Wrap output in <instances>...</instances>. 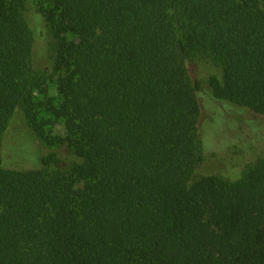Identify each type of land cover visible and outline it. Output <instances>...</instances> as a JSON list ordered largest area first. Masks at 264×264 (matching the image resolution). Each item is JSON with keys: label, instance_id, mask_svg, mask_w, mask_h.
Instances as JSON below:
<instances>
[{"label": "trees", "instance_id": "16d2710c", "mask_svg": "<svg viewBox=\"0 0 264 264\" xmlns=\"http://www.w3.org/2000/svg\"><path fill=\"white\" fill-rule=\"evenodd\" d=\"M236 108L264 116V0H0V264H264V129L234 141ZM18 110L67 149L9 168Z\"/></svg>", "mask_w": 264, "mask_h": 264}, {"label": "rangeland", "instance_id": "374dc122", "mask_svg": "<svg viewBox=\"0 0 264 264\" xmlns=\"http://www.w3.org/2000/svg\"><path fill=\"white\" fill-rule=\"evenodd\" d=\"M32 11V10H31ZM29 12L30 18H31V24L30 27L37 31L38 27L39 29H45V23L43 22L42 18L34 17L32 16V12ZM38 26V27H37ZM188 67L190 71L192 72V65L188 63ZM193 74V73H192ZM52 88V93H53ZM233 124L230 127V134L233 136L234 141L236 140V136L239 137V132H242V129L246 131H250L252 127H258L261 126L264 129V116L257 115L256 113L245 110L243 111L240 108H236L234 110L233 115ZM214 123L208 122V135L206 139L204 140V148L206 150L213 147V132L214 130H220L223 126V119L219 118L218 120L214 117ZM53 134L59 135L63 134V129L60 124L53 127ZM237 134V135H236ZM20 146H24L27 149V153L23 155L22 157L17 156L16 150L19 149ZM66 146H62L60 148H57L55 144L48 143L44 141L40 136H38L36 133L32 131L31 128L27 125L26 120L24 119V114L18 110L16 112L12 127L7 132L6 137L4 139L2 150H1V156L4 160V162L8 165L9 168L12 169H23L24 167L28 166V162L30 160V164H33L32 154L34 156H41L42 154H46L50 151L54 150H66ZM36 166V163L34 164ZM33 166V165H32ZM34 166V167H35ZM227 168L229 166L223 164L222 161H214V162H207L204 163L201 167V171L210 174L214 173L218 170V168ZM233 168V167H231ZM240 168H233V169H225L224 174L232 177L233 180L236 177L240 176Z\"/></svg>", "mask_w": 264, "mask_h": 264}]
</instances>
